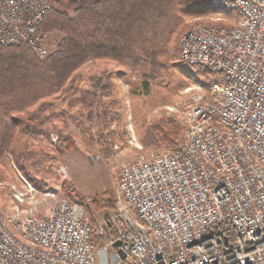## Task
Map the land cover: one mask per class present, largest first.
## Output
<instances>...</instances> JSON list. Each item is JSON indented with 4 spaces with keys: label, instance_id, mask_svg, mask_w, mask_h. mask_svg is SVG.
<instances>
[{
    "label": "built area",
    "instance_id": "2783aa9c",
    "mask_svg": "<svg viewBox=\"0 0 264 264\" xmlns=\"http://www.w3.org/2000/svg\"><path fill=\"white\" fill-rule=\"evenodd\" d=\"M211 5L212 20L225 24L187 30L181 61L224 81L194 97L179 148L121 164L114 207L100 225L88 215L92 199L62 196L40 216L37 189L13 186L15 215L0 209V264H264V0ZM51 9L50 0H0V48L46 55L41 26Z\"/></svg>",
    "mask_w": 264,
    "mask_h": 264
},
{
    "label": "trees",
    "instance_id": "16d2710c",
    "mask_svg": "<svg viewBox=\"0 0 264 264\" xmlns=\"http://www.w3.org/2000/svg\"><path fill=\"white\" fill-rule=\"evenodd\" d=\"M51 1L53 8L44 17L41 30L57 33L61 39L50 55L42 57L29 45L0 48V159L10 155L21 174L39 190H47L46 175H53V167L50 150L33 143L34 138L48 136L42 129L41 110L35 105L65 88L89 59L122 63L141 72L147 93L149 78L178 64L181 58L180 39L187 28L184 18L216 11L211 0ZM195 71L208 87L224 81L222 73H211L203 66H196ZM110 78L108 73L91 78L94 89L82 91L81 101L91 106L98 92L99 98L107 96L112 90ZM109 107L104 106L101 115L106 126L118 119L109 118ZM145 125V148H179L180 125L174 118ZM65 139L68 148H73L74 140ZM10 180L11 175L0 164V181ZM104 200L92 199L97 208ZM107 207L113 208L114 203L109 200ZM105 230L115 235L109 223ZM94 240L101 241L97 233Z\"/></svg>",
    "mask_w": 264,
    "mask_h": 264
},
{
    "label": "rangeland",
    "instance_id": "374dc122",
    "mask_svg": "<svg viewBox=\"0 0 264 264\" xmlns=\"http://www.w3.org/2000/svg\"><path fill=\"white\" fill-rule=\"evenodd\" d=\"M50 2L53 8L52 1ZM214 14L215 11L205 15L186 16L184 20L187 28L182 36L195 24H225L213 21ZM43 32L47 34L45 47L48 53L39 55L46 57L56 49L61 36ZM103 73L111 76L109 82L112 90L101 98L98 92V97L91 106L83 103L82 91L93 90L91 78ZM144 83L142 73L133 72L128 65L89 59L65 88L35 105V108L41 110L40 116L44 118L42 129L48 136L34 138L33 143H41L50 150L49 160L53 167V175H46L47 190L36 188L35 198L31 199L36 202L38 215L48 214L51 206L62 196L80 201L86 197L83 192L90 193L98 187H107L104 195L111 197L115 194V199L121 164L153 154L172 152L162 145L144 147L145 122L174 118L180 125L179 145L183 142L187 130L186 118L194 104V97L200 92H207L205 78L197 74L195 68L183 64L180 58L178 64H171L149 78L150 90L147 93ZM75 89H80L81 93ZM111 103L113 104L110 105ZM104 106H111L108 109L110 119L118 116L110 126L102 122ZM65 137L74 140L73 148H68L69 143ZM71 150L74 151L68 153ZM77 154L89 158L88 164L82 163ZM92 160L102 162L107 167L95 165ZM0 164L11 175L10 181H0V209L7 216H13L16 213L17 201L14 199L12 187L16 186L17 190L24 193L26 182H30L17 169L10 155L0 159ZM75 183L83 190L82 193L78 191ZM46 192L54 193L55 196H46ZM27 201L29 199L24 203L19 202L22 214H28L31 208ZM101 206L102 204L99 207ZM99 207L97 208L93 201L87 205L88 215L91 216L92 212L96 214L97 218L91 220L97 225L106 221L110 214L106 210L100 212ZM127 260L131 261V258L128 257Z\"/></svg>",
    "mask_w": 264,
    "mask_h": 264
},
{
    "label": "crops",
    "instance_id": "0c3cea01",
    "mask_svg": "<svg viewBox=\"0 0 264 264\" xmlns=\"http://www.w3.org/2000/svg\"><path fill=\"white\" fill-rule=\"evenodd\" d=\"M72 151H74V150H71L70 152H68V153H72ZM78 155V154H77ZM78 158L81 160V162L82 163H84L85 165H87L88 164V162H89V158H85V157H83V156H79L78 155ZM93 161V160H92ZM95 161V160H94ZM93 161V162H94ZM94 164L96 165V164H101L102 166V168L103 167H107L105 164H103L102 162H94ZM71 178V177H70ZM73 181V180H72ZM75 185H76V187H77V189H78V191H80L81 193L83 192V190L75 183ZM107 188V187H106ZM106 188H104V187H102V188H97V189H95L94 191H92V192H90V193H87V192H83L82 194L84 195V196H86L85 197V200H87L88 198H95V197H99V198H101V197H105V200H104V202L102 203V206H101V208L99 209V211L101 212V210H106L107 211V213H110L111 212V210H112V208H110V207H107V205H108V203H109V200H111L112 201V199H114V197L113 196H115V194L113 195V196H105L104 194V192H105V190H106ZM102 211V212H103ZM90 218H97L96 217V214L95 213H93L92 212V214H91V216H90Z\"/></svg>",
    "mask_w": 264,
    "mask_h": 264
},
{
    "label": "water",
    "instance_id": "95a60500",
    "mask_svg": "<svg viewBox=\"0 0 264 264\" xmlns=\"http://www.w3.org/2000/svg\"><path fill=\"white\" fill-rule=\"evenodd\" d=\"M109 226H110V224H109ZM121 244H122V242H121L120 240H117V241L113 244V246L118 248V254H120V256H121L123 259H125V258H126V254H125V252L123 251V249L121 248Z\"/></svg>",
    "mask_w": 264,
    "mask_h": 264
}]
</instances>
